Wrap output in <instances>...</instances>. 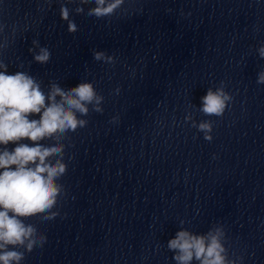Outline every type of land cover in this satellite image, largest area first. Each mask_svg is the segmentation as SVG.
<instances>
[{
	"label": "clouds",
	"instance_id": "1",
	"mask_svg": "<svg viewBox=\"0 0 264 264\" xmlns=\"http://www.w3.org/2000/svg\"><path fill=\"white\" fill-rule=\"evenodd\" d=\"M49 7L51 0H46ZM68 4H76L74 9ZM84 5L89 17L104 19L118 11L126 13L125 0H63L59 13L67 23L69 33L78 31L71 13L84 14ZM3 31V26H0ZM29 49L33 60L41 65L50 61L51 52L38 40L32 41ZM6 44H0V48ZM264 59V46L258 49ZM94 59L113 63L114 58L103 51H94ZM258 84H264V71L258 73ZM119 91V89H117ZM200 111L206 116L220 117L228 107L232 96L225 91L223 82L215 90L208 88L202 98ZM104 97L91 82H80L72 88H62L51 82L45 92L41 83L28 72L8 74V65L0 61V264H21L25 253L42 247L46 236L36 225L26 223L28 218L41 216L52 220L58 212L53 211L63 185L57 181L66 173L64 163L65 145L61 142L69 132L83 128L88 121L83 119L90 110L103 112ZM39 114V119H29ZM191 115L185 119L190 120ZM117 119L116 117L113 118ZM193 126H197L193 122ZM198 130L211 140L212 122L201 121ZM31 141V146L20 141ZM52 140L46 145L41 141ZM15 144L9 150L7 145ZM183 225L184 221L180 222ZM167 248L174 253L176 264H237L230 259L225 247V230L217 224L204 234L181 228L170 239ZM22 249V251H21Z\"/></svg>",
	"mask_w": 264,
	"mask_h": 264
}]
</instances>
